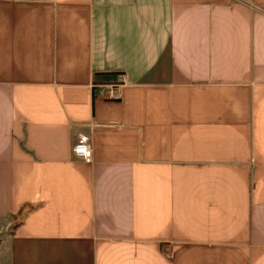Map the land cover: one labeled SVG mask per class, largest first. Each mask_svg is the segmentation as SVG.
Instances as JSON below:
<instances>
[{
    "label": "crops",
    "instance_id": "crops-1",
    "mask_svg": "<svg viewBox=\"0 0 264 264\" xmlns=\"http://www.w3.org/2000/svg\"><path fill=\"white\" fill-rule=\"evenodd\" d=\"M3 224L0 264H264V0H0Z\"/></svg>",
    "mask_w": 264,
    "mask_h": 264
},
{
    "label": "built area",
    "instance_id": "built-area-1",
    "mask_svg": "<svg viewBox=\"0 0 264 264\" xmlns=\"http://www.w3.org/2000/svg\"><path fill=\"white\" fill-rule=\"evenodd\" d=\"M128 83V78H124L122 82L117 84L107 85V94L109 99H119L121 97L119 88ZM74 153L82 158L86 163L93 161V148L91 144V138L86 133H80L77 144L73 149Z\"/></svg>",
    "mask_w": 264,
    "mask_h": 264
},
{
    "label": "rangeland",
    "instance_id": "rangeland-1",
    "mask_svg": "<svg viewBox=\"0 0 264 264\" xmlns=\"http://www.w3.org/2000/svg\"><path fill=\"white\" fill-rule=\"evenodd\" d=\"M10 229H7V226L4 224L0 226V247L1 245L7 241L8 238H5L9 234Z\"/></svg>",
    "mask_w": 264,
    "mask_h": 264
}]
</instances>
